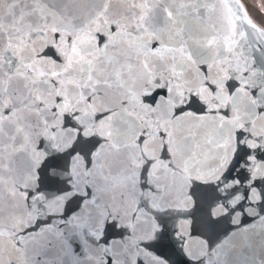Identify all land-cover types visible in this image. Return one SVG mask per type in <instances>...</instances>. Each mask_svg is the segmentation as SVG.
I'll list each match as a JSON object with an SVG mask.
<instances>
[{"label": "water", "instance_id": "1", "mask_svg": "<svg viewBox=\"0 0 264 264\" xmlns=\"http://www.w3.org/2000/svg\"><path fill=\"white\" fill-rule=\"evenodd\" d=\"M104 4L0 2V264H55L58 259L73 264L69 243L77 252L83 246L79 264H103L106 250L98 241L108 221L133 230L130 240L111 245L117 261H127L139 242L147 241L160 254L146 256L148 264H185L182 243L189 255L204 256L200 264H264V229L257 225L244 232L242 223L231 222L234 212L244 211L241 203L264 214V203H257L264 201V23L259 13L247 0H124L100 16ZM100 32L109 37L106 47L97 43ZM49 46L53 55H45ZM161 74L172 81V98L153 108L143 102V93ZM230 78L239 81L235 91L227 86ZM189 88L214 111L185 114L169 127L173 104L186 103ZM253 88L259 92L255 99L249 95ZM105 108L115 113V143L93 157L96 165L85 172L84 156L68 155L69 149L87 155L75 127L82 126L89 137L104 132L105 122L93 117ZM136 111L151 114L154 125L141 145L135 142L141 122L128 115ZM65 115L73 127L65 126ZM160 127L175 135L170 161L159 159L162 141L155 132ZM239 129L248 133L243 140L237 138ZM52 156L60 157L59 165L46 171L58 184L26 201L24 192L37 187L36 170ZM150 158L155 163L142 174ZM238 158L239 167L227 177ZM69 179L73 191L57 195ZM145 184L157 191L142 193ZM85 185L95 200L86 201L62 236L59 225L40 227L47 223L43 217L63 211L74 194L82 196ZM177 228L183 235H175ZM229 239L231 247L225 243Z\"/></svg>", "mask_w": 264, "mask_h": 264}, {"label": "snow or ice", "instance_id": "2", "mask_svg": "<svg viewBox=\"0 0 264 264\" xmlns=\"http://www.w3.org/2000/svg\"><path fill=\"white\" fill-rule=\"evenodd\" d=\"M2 2V0H0ZM18 2V0H17ZM124 3V0H105L103 12H101L99 15L103 16L105 12L108 11L109 7L113 4H122ZM105 22H107V19L105 18ZM97 43L101 46L106 47L109 43V37L107 34L100 32L97 37ZM149 44L151 43H159V41H148ZM151 50V49H150ZM181 53L186 55L184 53L183 47L180 49ZM53 47L49 46L45 49V55H53ZM190 59V57H188ZM206 69L207 66H204ZM151 84L154 85L150 87L149 90H146L143 93V102L148 104L150 107H157L161 101L168 100L172 98V81L166 79V77L161 74L159 76H154L151 80ZM228 88L232 91H235L239 88V81H232L231 78L228 82ZM245 90L249 87L248 85H245ZM258 89L253 88L252 92L249 93L255 99L256 95H258ZM123 103V102H122ZM194 105H198V110L194 108ZM214 111L207 109L206 106L202 104L201 101L198 99V94L195 91H192L190 88L187 90V101L186 103H180V104H173L171 113L169 114V127L171 126L172 121H177L181 117L185 116V114L192 115V116H203L207 112ZM219 111V110H215ZM5 114H7V109H5ZM223 114H227V109L224 110ZM259 114V110H258ZM115 113L112 112L110 108H105L103 112H97L94 114V121L95 122H105V131L104 132H94L91 137L85 135L84 129L82 126H76L75 131L77 132V141L83 140V143L85 145L87 155H85L84 151H73L72 149L68 150L69 157L73 155H80L84 156L85 158V172L89 170L90 167L96 165V160L93 159V157L97 156L99 152H101L105 146L111 147L115 142L112 139L113 133H112V120ZM128 115L134 116L135 119L139 122H141L140 129L136 131L135 133V142L137 145L143 144L149 136V129L152 128L154 125L152 123V115L141 112H128ZM64 123L67 127H73L72 124V118L65 115L64 117ZM169 127H160L156 130L155 135L159 137V139L162 141L160 146V156L159 159L163 160L167 158L169 161L172 157V151L171 147L169 146L170 141L175 142V135L170 132ZM238 140H243L248 133L243 130L239 129L236 132ZM75 147V142L73 145V148ZM241 150L245 153V155L248 154L249 149L242 145ZM59 156H52L47 158L40 168H38L37 171V187L35 190L28 189L24 192L25 200H32L36 196H39L42 194V189L45 187L55 186L58 184V181L51 176L47 175V168L50 167H57L59 165ZM242 158H238L236 161H234L233 166L229 168L228 172L225 174L227 177H231L233 171L235 168L239 167L240 161ZM155 163V160L151 159L149 161H146L145 166H142V174L146 171L147 168L151 167V164ZM43 170V173H42ZM243 170L241 169V172ZM240 173H237L239 175ZM247 179V178H246ZM259 183V180H253L252 184L256 185ZM73 191L71 179H69V182L66 184L65 187L60 188L57 191V195H63L65 193H69ZM140 191L142 193H151L153 191H157L154 189V187L151 184H145L140 188ZM245 196H247V190L245 191ZM88 200H95V197L90 193L89 186L85 185V191L84 194L81 196L79 193L74 194L67 202V206L64 208L63 211L60 213H50L48 216L43 217L44 220L47 221L46 224H42L41 228H53L57 225L59 227L57 228V231L62 236L64 233V229L67 226H71V221L74 217L78 216V214L81 213L82 209L85 206L86 201ZM252 203L249 201V204ZM257 203H264V201H257ZM139 207V205H138ZM233 207H236L235 205ZM240 208H243L244 211H237L233 213V219L232 223L234 225L242 223L244 225V232H247L249 228H256L257 225H259L260 229H264V214H260L258 210H254L251 207H246L243 203L239 205ZM165 208H154L153 211H166ZM227 215V211L224 213ZM259 215V219L255 220L254 217ZM51 217V219H49ZM133 217H135V213H133ZM213 219H216L215 216L212 217ZM31 228L35 229L36 231H39L40 228H37L35 224L30 225ZM114 230V231H113ZM165 229L163 227L160 228V234L161 236L164 235ZM133 235V230L129 226H120L114 221H108V227L105 232H103L99 238L98 243L102 244L103 247L106 250V254L103 259V264H148L146 256H153L157 257L159 256V252L157 248L150 244L147 241H140L138 244V248L136 249V252L130 256H128L127 261L121 260L117 261L115 258V254L112 251L111 245L115 243H120L121 241H128ZM175 235L180 236L183 235L181 230L177 228L175 230ZM193 235L192 229L189 228V232L187 235V238H191ZM236 233L233 232L230 234L231 236H235ZM204 239V238H201ZM245 245L250 247V244L248 243V238L244 237ZM207 244V240L204 241ZM226 244H229V247H231L230 239L225 241ZM135 247V245H134ZM185 245L182 243L181 251L188 257L185 264H200V261L204 259V256L201 255L200 257H194L187 253V251L184 250ZM68 250L69 254H74L73 256V264H79V257L80 253L84 252L83 246L80 247V252L76 251V245L69 243L68 244ZM126 252V250H123ZM143 253V255H141ZM226 255V253H217V256ZM45 264H53V261H45ZM55 264H62V260H57ZM220 264H224V262L221 260Z\"/></svg>", "mask_w": 264, "mask_h": 264}, {"label": "rangeland", "instance_id": "3", "mask_svg": "<svg viewBox=\"0 0 264 264\" xmlns=\"http://www.w3.org/2000/svg\"><path fill=\"white\" fill-rule=\"evenodd\" d=\"M248 1L250 2L252 6L256 7V10L259 13L264 23V0H248Z\"/></svg>", "mask_w": 264, "mask_h": 264}, {"label": "bare ground", "instance_id": "4", "mask_svg": "<svg viewBox=\"0 0 264 264\" xmlns=\"http://www.w3.org/2000/svg\"><path fill=\"white\" fill-rule=\"evenodd\" d=\"M248 1V0H247ZM249 2V1H248ZM250 3V2H249ZM254 5V4H253ZM255 9H256V7H255Z\"/></svg>", "mask_w": 264, "mask_h": 264}]
</instances>
